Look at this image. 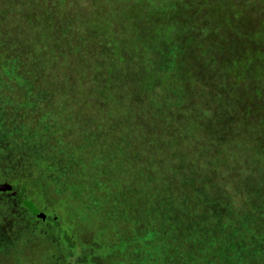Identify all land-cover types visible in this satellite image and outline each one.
Returning <instances> with one entry per match:
<instances>
[{
    "label": "trees",
    "instance_id": "1",
    "mask_svg": "<svg viewBox=\"0 0 264 264\" xmlns=\"http://www.w3.org/2000/svg\"><path fill=\"white\" fill-rule=\"evenodd\" d=\"M48 1L55 24L66 18L56 37L72 82L62 78L82 109L63 126L82 134L68 142L65 130L34 147L28 136L29 160L18 154L14 163L59 190L62 202L73 201V182L84 181L74 213L36 218L60 243L65 264L89 249L90 264H264V67L220 66L210 56L223 34H243L238 8L235 17L200 13L198 0H60L59 10ZM34 2L16 0L14 10L34 16ZM7 9L0 3V29L11 32L23 17L11 19ZM34 47L31 58L40 59ZM46 53L38 69L50 77L57 57ZM29 183L15 181L5 192L18 206L35 204ZM77 221L91 223L80 234L89 246Z\"/></svg>",
    "mask_w": 264,
    "mask_h": 264
},
{
    "label": "rangeland",
    "instance_id": "2",
    "mask_svg": "<svg viewBox=\"0 0 264 264\" xmlns=\"http://www.w3.org/2000/svg\"><path fill=\"white\" fill-rule=\"evenodd\" d=\"M5 1L8 4L9 9L7 10L9 17L12 19L15 14H18L23 17V20L12 21V23L16 25L12 26L15 32L0 29V50L3 51L4 56V59L0 60V182L11 185L18 180H24L25 182L29 180L30 199L37 205L41 212L47 216H52V214L58 215L59 213H63L65 209L71 214L74 213L75 210V203L73 201L78 203L84 195L85 191L82 187L84 185L83 180L79 178V180L73 182L71 186L70 191L72 192L74 200L62 202L64 196L59 190L56 192L57 189L49 185L48 182L42 184L36 183V172L34 173L33 179H30L29 176L32 174H29L23 166L21 169L16 170L14 163L16 162L18 154L22 156L24 163H26V160H29L27 151L22 148L23 144L26 145L28 143V136L33 135L32 144L34 147L39 142L43 146L45 143L55 140L59 135H62L65 130L66 133L63 137H66L68 142L73 141V143H76L74 139H79L78 132L82 134L81 129L75 131L72 127L69 128V126H67L65 128L63 126L65 118L69 120L76 115L82 116V109H75L69 87L64 88L66 81L62 78L69 77L70 82H72L71 74L73 66L69 59L66 61L60 59V45L56 37V31L59 26L62 25L66 28V25H64L66 24V18L62 17L61 22L58 21L57 24H55L53 12L50 11L51 8L53 9L54 7H51V1L48 0H37V2L32 4L34 16H36L38 20H36L31 13L16 12L14 10V2L16 0H14V2L10 0H1L0 3L4 4ZM23 1L26 4V0ZM199 1L203 2L198 9L200 13L209 10H217L227 13L229 16L231 14L235 16V12L238 8L237 18L242 24L241 30L243 34L239 35L234 31L233 34L237 35L235 36L237 38L232 34L231 36L233 39L228 34H223L222 43L215 48L217 56L212 53L210 56L219 58L221 60L220 66L223 62L222 60H224L226 66L230 63L229 61H233L237 62L236 64L245 62L251 68L252 66L253 69L257 68L256 71L264 67V34H262L264 31V0H229V5H233L232 8L228 6L227 0H198V2ZM137 2L138 0L135 1V3ZM59 3L60 0H54L57 10L60 9ZM49 6L50 10L46 12L45 10H47ZM40 8L44 10L37 11ZM189 8L188 12L191 10V7ZM26 15L33 16V18H28ZM67 16H69V13H67ZM67 20V25H70V19L67 18ZM145 25L146 23H143L140 32H143L142 30L145 29ZM26 29L30 30L24 32ZM177 30H180V28L176 27L172 34ZM42 38L44 42L40 43ZM28 39H31V42H29ZM46 39L48 40L46 41ZM11 42H15L14 45ZM233 43L236 44L234 45ZM33 44L40 48V59L34 60L31 58V56L37 55ZM47 50L55 53L54 55L57 57L54 62L55 72H52L50 77L48 74L45 75L46 71L44 69H38L41 67L39 62L42 61L44 56L48 55L46 53ZM206 56L208 57V54ZM202 59L204 62L203 56L200 57L199 61ZM33 71H35L36 74H40L42 71L40 74L41 76L31 73ZM62 74H64V76H62ZM88 79L90 83L91 79L89 76ZM29 84L32 94H28ZM49 120L51 124L48 125L46 123ZM89 131L92 132L91 130ZM83 133L85 134V130H83ZM103 135L106 137V131L103 132ZM102 141L105 142V140ZM85 145L86 148L91 146L90 140H88V143H85ZM63 150L69 154V148L68 151L65 149ZM21 153H23V155ZM19 160L21 161L20 158ZM102 168L104 167L102 166ZM81 169V172L84 174L83 168L72 167V171L75 174ZM43 171L45 172L44 168ZM85 174L87 175L86 172ZM41 175L42 173L40 171L39 178H41ZM97 179L105 180L106 178L104 179L102 176H97ZM12 203L8 205L7 213L13 212V216H16V212L20 214L23 219L20 221L19 226H32L31 224H34V221L32 219H27V215L15 209ZM75 226L80 237L79 240L88 241L89 239L87 237H82L80 234L83 229L88 231L92 228L90 221H87L84 226L77 221ZM34 231V229L29 230L27 235H34ZM49 241L50 239L48 237L38 235L37 232L34 238L31 239V246L34 251H37L38 263L36 264H53L50 260V256L56 255L57 249ZM85 244V246H89V241ZM90 254L93 253L89 249V252H85L83 257L79 259L76 264H90ZM1 256L2 254H0V264H16L11 258L3 259ZM115 260L118 261L119 257L115 258ZM99 261L101 263V260ZM20 264L22 263L20 262Z\"/></svg>",
    "mask_w": 264,
    "mask_h": 264
},
{
    "label": "crops",
    "instance_id": "3",
    "mask_svg": "<svg viewBox=\"0 0 264 264\" xmlns=\"http://www.w3.org/2000/svg\"><path fill=\"white\" fill-rule=\"evenodd\" d=\"M22 217L11 218L10 222H6L0 215V254L3 259L11 258L16 264H36L38 263L37 251L31 246V239L34 238L36 232L38 235L46 236L50 239L52 245L57 249L56 255H51L50 260L53 264H65L66 254L61 249L60 243L54 239L49 233L50 229L46 227L44 222H36L32 226H19ZM35 230L34 235L28 234L29 230ZM31 236V237H30ZM20 259V260H19Z\"/></svg>",
    "mask_w": 264,
    "mask_h": 264
},
{
    "label": "flooded vegetation",
    "instance_id": "4",
    "mask_svg": "<svg viewBox=\"0 0 264 264\" xmlns=\"http://www.w3.org/2000/svg\"><path fill=\"white\" fill-rule=\"evenodd\" d=\"M0 184H4V182H0ZM3 198H5V199H3ZM12 201H13V203H12ZM17 202H18L17 197L13 193L0 192V215L5 219L6 222H10L11 218L15 219V218L21 217L18 212H16L17 213L16 216H13V212L7 213V211H8L7 207L10 203L13 204L15 209H17L18 211H22L23 214H26L27 219H32L34 221V223L39 222L35 217H33L30 214L29 209L25 205L26 203H24L23 206H18ZM34 206L37 207L36 204H34ZM37 209H38V207H37Z\"/></svg>",
    "mask_w": 264,
    "mask_h": 264
},
{
    "label": "water",
    "instance_id": "5",
    "mask_svg": "<svg viewBox=\"0 0 264 264\" xmlns=\"http://www.w3.org/2000/svg\"><path fill=\"white\" fill-rule=\"evenodd\" d=\"M0 187H1V191H10L12 189L11 186L7 184H4ZM26 206L29 209V212L33 217L38 218L39 220H42V221H46L47 216L41 211H39L37 207L34 206L33 203L26 202Z\"/></svg>",
    "mask_w": 264,
    "mask_h": 264
}]
</instances>
